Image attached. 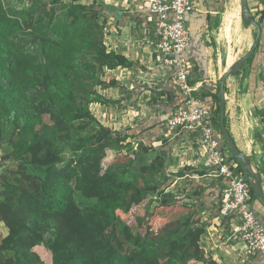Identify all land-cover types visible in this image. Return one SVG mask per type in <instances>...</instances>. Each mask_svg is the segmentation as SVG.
Masks as SVG:
<instances>
[{
	"label": "trees",
	"instance_id": "16d2710c",
	"mask_svg": "<svg viewBox=\"0 0 264 264\" xmlns=\"http://www.w3.org/2000/svg\"><path fill=\"white\" fill-rule=\"evenodd\" d=\"M17 1L28 6L0 0V147L9 120L8 157L16 165L6 169L11 179L0 176V221L9 231L0 238V264H217L200 240L208 187L221 209L225 179L214 176L215 185L205 186L199 178L208 170L189 166L167 174L172 141L154 143L169 121L114 131L90 109L117 103L98 90L118 86L103 80L105 69L134 66L108 50L104 11L83 0ZM24 31L37 39L38 54L18 48L14 35ZM168 85L156 92L172 96L170 118L187 98L175 82ZM216 99L221 133L219 90ZM92 125L98 128L87 132ZM131 139L155 150L150 163L138 164ZM176 179L189 191L173 192ZM251 195L257 199L252 188Z\"/></svg>",
	"mask_w": 264,
	"mask_h": 264
},
{
	"label": "crops",
	"instance_id": "0c3cea01",
	"mask_svg": "<svg viewBox=\"0 0 264 264\" xmlns=\"http://www.w3.org/2000/svg\"><path fill=\"white\" fill-rule=\"evenodd\" d=\"M95 1L98 3L99 0H83V3ZM100 1L105 7L104 41L108 50L124 55L134 66L105 69L103 80L109 82L114 79L118 86L99 87L98 90L107 99L117 103L103 105L93 102L90 104L92 113L103 125L114 131L130 127L140 129L159 120L167 122L172 96L165 92L158 97L156 90L168 89L170 80L174 83L177 69L165 64L156 50V28L149 10L150 0ZM192 1L194 10L186 18L191 40L184 53L193 66L189 82L194 90L193 96L200 101V105L214 108L215 117L220 79L251 50L257 31L252 25H244L240 0ZM248 5L253 18L259 22L264 12V0H248ZM117 11L121 12L120 18L115 15ZM228 16L233 19L229 33L225 28ZM260 27L262 39L259 48L236 73L226 79L225 123L238 149L247 155L252 170L260 176L264 198V21ZM233 34H243L239 48L229 43ZM121 86H124V90ZM154 99L159 100V103L154 104ZM164 139L172 141L167 174L186 166L199 172L208 170L199 180L205 186L215 185L214 179L217 177L214 176L217 175L209 166L208 149L199 132L168 128L157 136L154 146H160ZM183 184L176 179L171 190L188 192L189 189ZM208 188L210 193L204 199L206 204L203 213L207 229L200 240L206 254L217 264H264L261 254L248 251L246 243L234 237L231 216L221 211L219 199L211 193L213 187ZM250 207L264 222V205L258 197L256 199L251 195ZM0 224L3 222L0 221ZM8 232V228H3L1 238L7 236Z\"/></svg>",
	"mask_w": 264,
	"mask_h": 264
},
{
	"label": "built area",
	"instance_id": "2783aa9c",
	"mask_svg": "<svg viewBox=\"0 0 264 264\" xmlns=\"http://www.w3.org/2000/svg\"><path fill=\"white\" fill-rule=\"evenodd\" d=\"M149 10L156 28V50L165 64L176 67L174 82L187 98L185 106L176 109L168 119L170 128L201 134L208 149L210 168L225 179L221 211L231 216L234 237L246 243L248 251L264 258V222L250 207V181L224 150L214 108L200 105L192 94L189 77L193 66L184 53L191 40L186 18L194 10V3L192 0H150Z\"/></svg>",
	"mask_w": 264,
	"mask_h": 264
},
{
	"label": "rangeland",
	"instance_id": "374dc122",
	"mask_svg": "<svg viewBox=\"0 0 264 264\" xmlns=\"http://www.w3.org/2000/svg\"><path fill=\"white\" fill-rule=\"evenodd\" d=\"M10 1H11V4L20 5V6H28V3H16V2H18L17 0H10ZM65 1L66 2H70L71 0H65ZM95 2H96L95 3L96 4L95 5L96 8L98 10H101V11L103 10L104 11V9H105L104 3H102L100 0L98 1V3H97V1H95ZM241 19H242V17H241ZM244 25L246 26L245 23H244ZM250 25L254 26L253 24H250ZM242 35L243 34H233L232 37L228 36L229 38L231 37V39H229L230 45L231 46L233 45L234 47L239 48ZM14 40L16 41V44H17L18 48H20L23 51L35 52L37 54L40 51V47H39V43H38L37 39H35V37L32 34H30L29 32L24 31V32L16 33L14 35ZM224 49H225V46H223V50ZM46 120H47V118H46ZM97 128H98L97 125H92V126H90L88 128L87 132H91L92 130H95ZM3 131H4V139H3V142H2L1 147H0V176L3 177V178L11 179L9 172H7V170H6V169H11V170L16 169V165L8 157V154H10V152L12 150V147H11V145L9 143L11 135L13 133V126L11 124V121L6 120L4 122ZM128 141H130L132 146L134 148H136L137 139H131V140H128ZM144 147L145 146H143L141 148V150H140L141 154H140L139 159H138V164L150 163L151 160L157 154L155 152V150L142 151ZM116 152H117L116 148L113 149L112 151L108 152V158L109 159H107L105 161L106 164H108L110 162V160H112L114 158ZM2 158H6V160L2 159ZM29 172L32 173L35 176H39V174H40V172L36 171V169L32 168L31 166H29ZM3 228H5V229L7 228L4 223L0 224V232H2ZM1 236L2 235L0 234V238H1ZM3 258H6V255L2 256V259Z\"/></svg>",
	"mask_w": 264,
	"mask_h": 264
},
{
	"label": "water",
	"instance_id": "95a60500",
	"mask_svg": "<svg viewBox=\"0 0 264 264\" xmlns=\"http://www.w3.org/2000/svg\"><path fill=\"white\" fill-rule=\"evenodd\" d=\"M241 4V17L245 24H253L256 27V37L252 44L251 50L243 57H241L233 66H231L227 72L221 77L220 79V93H219V126L221 133L223 135L224 140L226 141V144L233 155V157L236 158V161L241 167L243 168L244 175L248 178L250 181L252 189L255 191L259 201L264 205V198L262 195V189H261V178L260 176L254 172L250 166V160L247 157L245 153L240 151L232 139L225 123V82L228 76L232 73H236L241 66L252 57L254 51L257 49L260 37H261V27L258 24V22L253 18V14L249 8L248 0H240ZM117 18H120L121 12L117 11L115 13ZM144 146V141H141L137 146L136 150L139 151Z\"/></svg>",
	"mask_w": 264,
	"mask_h": 264
},
{
	"label": "bare ground",
	"instance_id": "6f19581e",
	"mask_svg": "<svg viewBox=\"0 0 264 264\" xmlns=\"http://www.w3.org/2000/svg\"><path fill=\"white\" fill-rule=\"evenodd\" d=\"M236 14H237V20H239V18H240V13H239V10L237 9L236 10ZM233 20V19H232ZM232 20L230 19V17L228 16L227 18H226V23H225V28H226V31L229 33V31H230V27H231V23H232ZM236 20V21H237ZM225 21V20H224ZM235 21V22H236ZM226 36V35H225ZM228 37V36H227ZM228 49H230V48H228ZM231 51V50H230ZM240 52V51H239ZM235 53V52H234ZM233 53V54H234ZM234 58V57H233ZM231 60V59H230ZM232 60H234V59H232ZM231 63V62H230Z\"/></svg>",
	"mask_w": 264,
	"mask_h": 264
}]
</instances>
